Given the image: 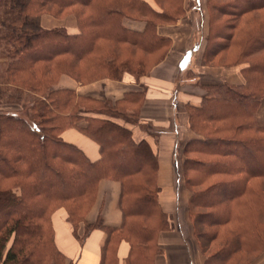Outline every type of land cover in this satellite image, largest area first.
Here are the masks:
<instances>
[{"label":"trees","instance_id":"trees-1","mask_svg":"<svg viewBox=\"0 0 264 264\" xmlns=\"http://www.w3.org/2000/svg\"><path fill=\"white\" fill-rule=\"evenodd\" d=\"M206 8L203 64L242 66L244 83L203 85L200 105L186 104L191 134L180 173L203 264H242L264 252V0H206ZM185 12L184 0H0V106L26 111L0 109V264H74L56 243L61 213L80 240L106 234L99 264H119L122 243L125 264H155L161 234L177 223L159 201V156L131 128L148 130L144 92L113 101L61 84L149 75V57L171 44L157 27ZM44 16L73 18L78 32L45 28ZM69 129L97 144L96 160L64 140ZM107 181L120 185L122 221L89 224Z\"/></svg>","mask_w":264,"mask_h":264},{"label":"crops","instance_id":"crops-1","mask_svg":"<svg viewBox=\"0 0 264 264\" xmlns=\"http://www.w3.org/2000/svg\"><path fill=\"white\" fill-rule=\"evenodd\" d=\"M201 1L205 2V0ZM204 12L199 25L203 35L195 44H191L193 35L189 23L192 17L190 12L186 15L188 18L181 20L175 27H158L159 35L172 40V50L165 62L157 65L149 75L139 80L126 75L121 81L105 80L87 86L74 85L68 79L64 81L67 87L75 88L80 95L113 101L128 92H144L145 94V104L141 108L140 119L148 125V130L139 125L131 126V128L135 139L147 140L159 156L158 181L161 187L159 201L163 210L172 214L177 223L175 230L161 234L159 244L162 253L155 264L204 263L202 254L189 236L190 230L187 234L184 227L180 225L186 220V205L189 199L188 189L183 184L180 173L181 144L188 140L191 134L185 106L186 104L200 105L205 92L203 85L223 82L235 85L244 83L242 66L221 68L207 67L203 64L202 54L208 30V17ZM56 21L52 17L44 16L42 25L45 28H53L57 26ZM69 22L71 33L78 32L76 20L72 18ZM128 26L137 30L144 28L143 24L138 23H129ZM194 63L197 64L193 71L194 76L186 77L185 71ZM258 120L264 124V104L259 110ZM63 138L66 142L83 150L91 160L99 157L97 144L78 130H67ZM119 193L120 185L117 182L107 181L100 187L96 203L98 205V202H102L101 218L105 226H118L122 221V215L117 206ZM101 195H103L102 198ZM54 224L56 243L68 261L74 264L100 263V252L106 240V234L102 230H95L84 240H80L64 214H57ZM128 250L129 246L122 243L118 252L119 264H125L124 258Z\"/></svg>","mask_w":264,"mask_h":264},{"label":"rangeland","instance_id":"rangeland-1","mask_svg":"<svg viewBox=\"0 0 264 264\" xmlns=\"http://www.w3.org/2000/svg\"><path fill=\"white\" fill-rule=\"evenodd\" d=\"M184 6H185V9H186V12H185L186 15H187L188 12H190L191 13V16H192L191 19H189V23L191 25L192 35H193L192 40H191V44H195L196 42H199L201 36L203 35V32L199 29V25L201 24V20L203 18L202 17V13L205 11L204 13L207 14L206 0H205V2H202L201 0H184ZM206 14H204V15H206ZM186 15H185V17H182L178 22H176L174 24H166V25H163V27H166V28L175 27L181 20H184V19L188 18ZM69 19L71 20L72 18H67L65 20H58V19H56L57 20L55 22L57 24L56 27H65L69 32H71V29H70V26H69V23H70L69 22ZM133 23L134 24L135 23L143 24V23H139V22H132V24ZM158 27H157V30H158ZM194 35H195V37H194ZM0 47L3 48L2 46H0ZM172 47H173V42L171 40V44L167 48V50L165 51V53L163 51V52H161V54H157V55H154V56H150L149 57V64H150V67L149 68H152V66H153V68L151 69V71L157 65H159L162 62H165L166 61L169 53L172 50ZM0 55H2V54L0 53ZM196 65L197 64L194 63L193 66L190 69H187L185 71L186 77H187V75H191V76L193 75L194 76V72L193 71L196 68ZM215 67H218V66H215ZM3 70H4V65H3L2 60L0 59V74L3 72ZM66 79H68V81H70L71 83H73L74 85H77V86L94 85V84H97L99 82H102V81L107 80V79H105V80H101V81L90 82L88 84H82L79 81H76L75 79L68 77V78H64L63 81H62V84L61 85H63L64 87H67L64 84V81ZM26 108L28 109L29 106L25 107V109ZM0 109H3L4 111H8V112H19V114H21L23 117H25V112L26 111L22 108V105H19V107H18L17 104H15V103H5L2 106H0ZM186 141L187 140H185L181 144V149L182 150H183V146L186 143ZM182 150H181V152H182ZM182 154H183L182 155V159L185 160V155H184V153H182ZM188 192H189V199H188V203H189L191 192L189 190H188ZM102 197H103V195H101V198ZM101 201H103V200H101ZM188 203L186 205L187 206L186 207V211H187L186 220L184 221V223L182 222L180 224L178 222V224H180L181 226L184 227L186 233L189 232V230H190V232H189L190 235L189 236H191V239L195 243V246L197 247L198 251L201 253L200 247H199V243L196 240L195 234L193 235V227H192V224L190 222L189 212H188ZM101 210H102V202H98V205H97V203H95V206L93 207L92 211L88 215V222H89V224L90 223H94L96 221H99L101 224H103V219L101 218ZM83 231H84V227L82 226V228H81V230H80L79 233L82 234ZM186 236L188 237V235H186ZM242 264H264V252L262 251V252H258L256 254L251 255L245 262H242Z\"/></svg>","mask_w":264,"mask_h":264}]
</instances>
